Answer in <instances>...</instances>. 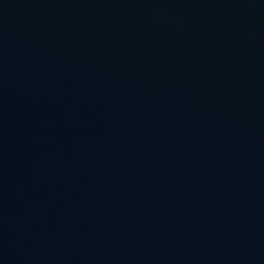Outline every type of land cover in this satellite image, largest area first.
Wrapping results in <instances>:
<instances>
[{
    "label": "water",
    "instance_id": "95a60500",
    "mask_svg": "<svg viewBox=\"0 0 264 264\" xmlns=\"http://www.w3.org/2000/svg\"><path fill=\"white\" fill-rule=\"evenodd\" d=\"M0 264H264V0H0Z\"/></svg>",
    "mask_w": 264,
    "mask_h": 264
}]
</instances>
